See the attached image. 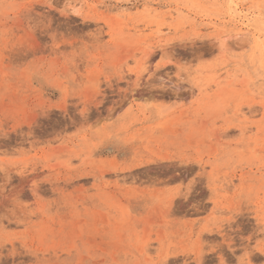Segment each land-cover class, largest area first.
<instances>
[{
  "label": "rangeland",
  "instance_id": "374dc122",
  "mask_svg": "<svg viewBox=\"0 0 264 264\" xmlns=\"http://www.w3.org/2000/svg\"><path fill=\"white\" fill-rule=\"evenodd\" d=\"M0 264H264V0H0Z\"/></svg>",
  "mask_w": 264,
  "mask_h": 264
},
{
  "label": "bare ground",
  "instance_id": "6f19581e",
  "mask_svg": "<svg viewBox=\"0 0 264 264\" xmlns=\"http://www.w3.org/2000/svg\"><path fill=\"white\" fill-rule=\"evenodd\" d=\"M245 25H246V26H248V25H249V23H246ZM258 46H259V45H258ZM185 196H186V195H185ZM197 261H198V260H197Z\"/></svg>",
  "mask_w": 264,
  "mask_h": 264
}]
</instances>
